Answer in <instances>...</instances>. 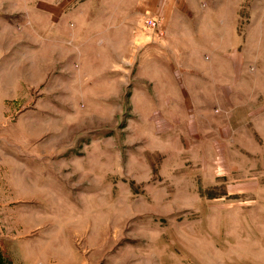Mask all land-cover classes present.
Returning a JSON list of instances; mask_svg holds the SVG:
<instances>
[{
  "label": "rangeland",
  "instance_id": "1",
  "mask_svg": "<svg viewBox=\"0 0 264 264\" xmlns=\"http://www.w3.org/2000/svg\"><path fill=\"white\" fill-rule=\"evenodd\" d=\"M0 264H264V0H0Z\"/></svg>",
  "mask_w": 264,
  "mask_h": 264
}]
</instances>
